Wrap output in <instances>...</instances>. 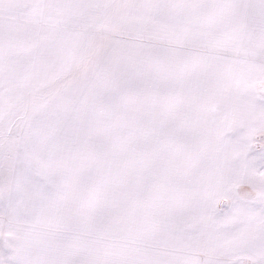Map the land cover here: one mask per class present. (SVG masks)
Wrapping results in <instances>:
<instances>
[{"label":"snow or ice","instance_id":"6c2138e0","mask_svg":"<svg viewBox=\"0 0 264 264\" xmlns=\"http://www.w3.org/2000/svg\"><path fill=\"white\" fill-rule=\"evenodd\" d=\"M0 264H264V0H0Z\"/></svg>","mask_w":264,"mask_h":264}]
</instances>
